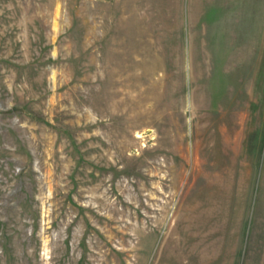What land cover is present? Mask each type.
<instances>
[{
    "label": "rangeland",
    "instance_id": "obj_1",
    "mask_svg": "<svg viewBox=\"0 0 264 264\" xmlns=\"http://www.w3.org/2000/svg\"><path fill=\"white\" fill-rule=\"evenodd\" d=\"M0 264H264V0H0Z\"/></svg>",
    "mask_w": 264,
    "mask_h": 264
}]
</instances>
